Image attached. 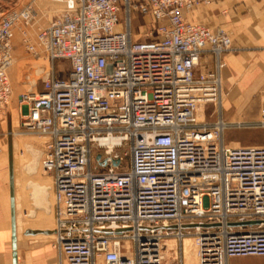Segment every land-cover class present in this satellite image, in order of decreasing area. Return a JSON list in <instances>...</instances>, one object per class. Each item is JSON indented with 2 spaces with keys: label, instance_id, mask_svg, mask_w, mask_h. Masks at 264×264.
<instances>
[{
  "label": "built area",
  "instance_id": "2783aa9c",
  "mask_svg": "<svg viewBox=\"0 0 264 264\" xmlns=\"http://www.w3.org/2000/svg\"><path fill=\"white\" fill-rule=\"evenodd\" d=\"M211 1L60 0L63 13L34 35L23 28L31 4L0 18V112L12 95L16 28L24 50L48 63L40 90L18 97L19 125L46 138L60 260L186 264V237L196 264L264 256V145L223 138L231 126L264 127V105L254 121L221 118L219 57L234 49L230 34L183 16ZM132 15L148 21L132 30ZM207 53L213 70L202 65ZM208 104L214 122L198 117ZM171 239L179 247L168 261Z\"/></svg>",
  "mask_w": 264,
  "mask_h": 264
},
{
  "label": "crops",
  "instance_id": "0c3cea01",
  "mask_svg": "<svg viewBox=\"0 0 264 264\" xmlns=\"http://www.w3.org/2000/svg\"><path fill=\"white\" fill-rule=\"evenodd\" d=\"M183 16L188 21L211 28L220 26L230 33L234 49L222 53L219 57L222 62L220 76L221 90L225 96L224 104L240 109L236 110L230 119L237 114L243 119L258 115L260 107L264 105V102L260 104L258 99V94L264 86V0H212L209 5H196L184 10ZM141 20L144 23L148 18L142 17ZM202 64L204 69L213 70L215 57L207 53L202 59ZM18 109L17 113L20 114ZM1 114L0 264H68L64 259H59L51 243V233L30 235L22 224L21 216L24 213L21 207L19 168L13 139L14 126L12 121L9 126L10 111L3 110ZM220 116L223 118L221 111ZM25 149L29 154L25 171L30 177L26 184H38L34 177L44 152L30 143L25 144ZM26 189L30 197L31 189L27 186ZM32 210L34 216L36 209L33 205L30 211ZM39 235L47 240L33 241Z\"/></svg>",
  "mask_w": 264,
  "mask_h": 264
},
{
  "label": "rangeland",
  "instance_id": "374dc122",
  "mask_svg": "<svg viewBox=\"0 0 264 264\" xmlns=\"http://www.w3.org/2000/svg\"><path fill=\"white\" fill-rule=\"evenodd\" d=\"M27 4L32 5L34 9V17L32 19V22L28 26L23 27V28H26L28 33L31 35H34V32L37 26L46 25L54 17L61 15L65 8L63 6V3L57 0H0V18L2 17V15H5L6 13L12 10H19ZM199 5H209V4L201 3ZM132 16H133L132 30H135V28L137 27L136 24L139 25L143 22L137 15L136 16L132 15ZM119 20L120 22H119L117 29H120V30L125 29L126 28L125 11L120 12ZM11 42H12L13 62H12L11 67L9 68L8 74H9V78H10V82L12 86V95L4 111H10L11 119H10L9 126L11 125V121L14 126L13 139H14L15 150H16L15 151L16 152V162L19 168L18 177L20 181V194H21L20 196H21V204H22L21 207L23 208L22 210L24 213L21 216L22 221H23L22 224L23 226H25L27 230L26 231L27 234L36 235L38 232L41 234L44 233L41 230H43L46 227L48 228L52 227V224L54 222V217L52 216L53 192L51 190L48 196V201H49L50 207H52V212L49 214L41 209H36L35 215L30 216L29 212L32 208V205H31L30 197L28 195V190L26 189V181L30 177L25 171V164L29 159V154L25 149V144L26 143L33 144L37 147H40L44 151L46 138L40 135L39 133L28 131V130L21 128V126L19 125L20 114L17 113V109L19 107L18 97L21 93L28 91V90H32V91H34L35 89L40 90L41 88L40 76L39 74L34 73L35 67L43 66L45 68H48V63L43 58H36L24 50L22 43H21L22 42L21 32L19 28L15 29ZM55 66L57 68L65 67V73L63 74V76H65L68 73L69 68L66 62L56 61ZM32 76H34L35 78L34 86H32L34 83L33 84L29 83L30 78ZM258 99L260 101V104L264 102V98L261 94V91L258 94ZM224 103H225V96H224V92L221 90V104L219 105V110L221 111V114L223 117L222 119L226 122L235 123L238 121H254L258 117V115H256L248 119H243L240 117L239 114H237L235 117L230 119V116L234 114L236 110H240V109L239 108L236 109V107H233V106H227V104H224ZM214 109L215 107L212 104H208L206 106V111L204 114L205 121L214 122L217 119V116H218L216 112L217 110L215 109V111L213 112ZM202 117L199 116L200 119ZM223 138L226 143H230V144H231V141H234V143L238 141L241 145H264V127H234V126H231L224 131ZM43 157H44V154L42 155L40 161L42 160ZM40 161H39V167H38L37 173L35 174V177L33 176L35 178L34 180L39 183L44 182L49 185L51 184V179L49 178L48 173H45L43 171ZM52 229L53 228L50 229L51 234H52ZM34 231H38V232L32 233ZM34 239L33 241H37V242H42V241L44 242V240H47L41 237L40 235L36 236V238ZM186 239H189V241L188 240L186 241ZM186 239H184L183 241L184 242L183 244H184L185 263L186 264H196V260L194 258V253H193L192 239L188 237H186ZM173 242H174V245L177 246L178 248L179 242L178 241L176 242L174 240ZM51 243H52V246L54 247L53 239ZM165 256L168 259V261H171L172 253L170 252V250L168 251V253L165 254ZM228 262L229 264H264V256H260V257L238 256V257L230 258Z\"/></svg>",
  "mask_w": 264,
  "mask_h": 264
},
{
  "label": "bare ground",
  "instance_id": "6f19581e",
  "mask_svg": "<svg viewBox=\"0 0 264 264\" xmlns=\"http://www.w3.org/2000/svg\"><path fill=\"white\" fill-rule=\"evenodd\" d=\"M57 1H60V0H57ZM42 68H45V67H43V66H37V67H35L34 73L35 74H40L42 72ZM34 82H35V78H34V76H32L30 78V82L29 83L33 84ZM198 114H199L200 117H202L203 113H202V109L201 108H199ZM203 118H204V115H203V117L201 119H203ZM231 145L236 146V145H240V144H238V143H231ZM43 152L45 153V151H43ZM26 186L31 189L30 197H31V201H32L33 207L35 209H42L45 212H50L51 213L52 212V207H50V204H49V201H48L49 193L52 190L51 184L48 185V184H46L44 182H42V183H39L38 182V184L37 183H34V182H28L26 184ZM33 214H34V211L33 210L29 212V215L30 216H33ZM52 216H53V214H52ZM54 226H55V223L53 222L52 227H49V228L46 227V228H44L41 231L43 232V231L46 230V231H48L47 233H51V230L50 229L51 228H54ZM52 232H53V229H52ZM165 244H166V249H165V254H166V253H168L169 250L173 249V245H174L173 239L166 241ZM192 246H193V240H192ZM193 253H194V258H195V249H194V246H193ZM195 260H196V258H195Z\"/></svg>",
  "mask_w": 264,
  "mask_h": 264
},
{
  "label": "water",
  "instance_id": "95a60500",
  "mask_svg": "<svg viewBox=\"0 0 264 264\" xmlns=\"http://www.w3.org/2000/svg\"><path fill=\"white\" fill-rule=\"evenodd\" d=\"M116 231H121V230H116ZM35 232H38V231H34V232H32V233H35ZM44 233H47V231H43Z\"/></svg>",
  "mask_w": 264,
  "mask_h": 264
}]
</instances>
